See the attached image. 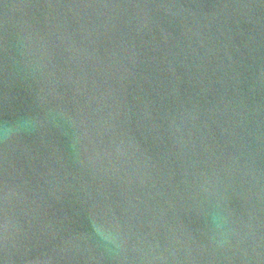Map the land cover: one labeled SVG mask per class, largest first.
<instances>
[{
    "label": "water",
    "instance_id": "water-1",
    "mask_svg": "<svg viewBox=\"0 0 264 264\" xmlns=\"http://www.w3.org/2000/svg\"><path fill=\"white\" fill-rule=\"evenodd\" d=\"M0 264H264V0H0Z\"/></svg>",
    "mask_w": 264,
    "mask_h": 264
}]
</instances>
